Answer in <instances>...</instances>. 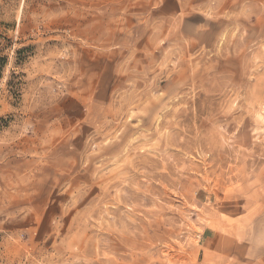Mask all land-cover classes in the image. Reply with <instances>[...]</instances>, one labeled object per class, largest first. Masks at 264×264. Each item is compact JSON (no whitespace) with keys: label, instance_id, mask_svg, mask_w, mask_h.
<instances>
[{"label":"rangeland","instance_id":"obj_1","mask_svg":"<svg viewBox=\"0 0 264 264\" xmlns=\"http://www.w3.org/2000/svg\"><path fill=\"white\" fill-rule=\"evenodd\" d=\"M0 264H264V0H0Z\"/></svg>","mask_w":264,"mask_h":264},{"label":"trees","instance_id":"obj_2","mask_svg":"<svg viewBox=\"0 0 264 264\" xmlns=\"http://www.w3.org/2000/svg\"><path fill=\"white\" fill-rule=\"evenodd\" d=\"M5 64H6V60L5 59H0V81H1V78H2V72H3Z\"/></svg>","mask_w":264,"mask_h":264}]
</instances>
